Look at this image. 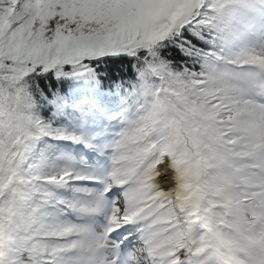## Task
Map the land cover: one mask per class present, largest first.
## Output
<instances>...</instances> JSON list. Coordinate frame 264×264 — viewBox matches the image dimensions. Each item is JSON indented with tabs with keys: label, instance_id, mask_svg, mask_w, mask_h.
<instances>
[{
	"label": "snow or ice",
	"instance_id": "snow-or-ice-1",
	"mask_svg": "<svg viewBox=\"0 0 264 264\" xmlns=\"http://www.w3.org/2000/svg\"><path fill=\"white\" fill-rule=\"evenodd\" d=\"M0 264H264V0H0Z\"/></svg>",
	"mask_w": 264,
	"mask_h": 264
}]
</instances>
